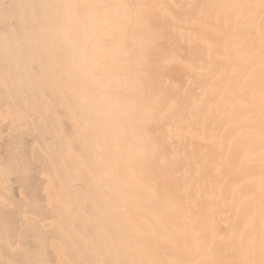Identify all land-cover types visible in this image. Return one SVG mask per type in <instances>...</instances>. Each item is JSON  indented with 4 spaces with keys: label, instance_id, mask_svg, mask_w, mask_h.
Returning a JSON list of instances; mask_svg holds the SVG:
<instances>
[{
    "label": "bare ground",
    "instance_id": "obj_1",
    "mask_svg": "<svg viewBox=\"0 0 264 264\" xmlns=\"http://www.w3.org/2000/svg\"><path fill=\"white\" fill-rule=\"evenodd\" d=\"M0 264H264V0H0Z\"/></svg>",
    "mask_w": 264,
    "mask_h": 264
}]
</instances>
